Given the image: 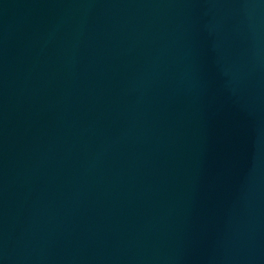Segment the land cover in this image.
Segmentation results:
<instances>
[{
	"label": "water",
	"instance_id": "water-1",
	"mask_svg": "<svg viewBox=\"0 0 264 264\" xmlns=\"http://www.w3.org/2000/svg\"><path fill=\"white\" fill-rule=\"evenodd\" d=\"M0 264H264V0H0Z\"/></svg>",
	"mask_w": 264,
	"mask_h": 264
}]
</instances>
